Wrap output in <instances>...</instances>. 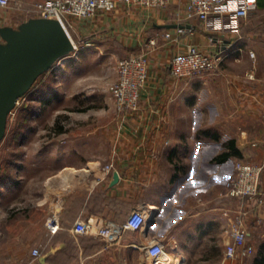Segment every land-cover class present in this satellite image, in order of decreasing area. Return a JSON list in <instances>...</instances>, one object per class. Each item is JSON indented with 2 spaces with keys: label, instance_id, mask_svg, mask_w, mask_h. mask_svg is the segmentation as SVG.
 <instances>
[{
  "label": "crops",
  "instance_id": "crops-1",
  "mask_svg": "<svg viewBox=\"0 0 264 264\" xmlns=\"http://www.w3.org/2000/svg\"><path fill=\"white\" fill-rule=\"evenodd\" d=\"M257 8L264 12V0ZM17 16L4 18L0 27L17 29L24 21ZM251 24V18L242 23L238 36L211 33L180 2L162 10L118 5L72 20L75 50L58 63H64L69 77L90 53H120L125 59L147 51L148 79L138 110L121 115L112 128L108 158L64 164L47 176V218L57 217L58 230L51 233L43 225L40 236L35 223L27 240L0 241V264H120L136 252L144 256L141 247L153 238H160L166 253L179 256L182 264H210L219 250L217 264H233L223 258L227 224L222 211L238 202L224 197V184L235 162L259 165L264 159V73ZM155 36L156 47L148 46ZM188 46L218 54L217 72L173 79L169 61ZM12 192L0 189L1 196ZM245 205L252 209L248 243L253 250L243 264H264V202L252 199ZM137 208L154 222L140 233L126 232L119 246L106 247L72 231L75 222L89 219L123 224ZM38 247L42 255L33 258L31 250Z\"/></svg>",
  "mask_w": 264,
  "mask_h": 264
},
{
  "label": "rangeland",
  "instance_id": "rangeland-1",
  "mask_svg": "<svg viewBox=\"0 0 264 264\" xmlns=\"http://www.w3.org/2000/svg\"><path fill=\"white\" fill-rule=\"evenodd\" d=\"M11 1L10 8H0V22L18 17L19 13L22 19L25 17L18 10L19 2ZM37 2L26 1L21 5L28 8ZM259 12L257 8L251 15L252 24L248 27L255 30L252 39L260 50L264 73V12ZM120 60V53L114 56L105 51L90 53L77 62L70 77L61 63L56 70L39 78L30 92L18 100L0 144V185L4 186L0 189L13 190L9 195L0 194V241H13L15 237L27 240L35 223L40 236L45 235L46 179L53 171L64 164L84 163L89 157L110 156L111 130L121 115L108 89L116 82V63ZM43 87L45 92L37 94ZM218 256L220 250L210 264H217ZM120 264H150V261L136 252L133 260Z\"/></svg>",
  "mask_w": 264,
  "mask_h": 264
},
{
  "label": "built area",
  "instance_id": "built-area-1",
  "mask_svg": "<svg viewBox=\"0 0 264 264\" xmlns=\"http://www.w3.org/2000/svg\"><path fill=\"white\" fill-rule=\"evenodd\" d=\"M11 2L0 0V8H10ZM174 2L183 3L188 16L194 17L206 31L237 36L240 34L242 23L248 21L256 12L258 4V0H44L28 8H23L21 3H18L17 7L24 13L23 23L29 19L57 21L72 41V20L92 18L99 12L108 13L118 5L162 10ZM148 46L156 47V36L149 39ZM249 56L253 58L254 53L249 52ZM219 63L218 54L203 53L196 47L188 46L184 52L171 57L169 74L175 80L185 81L217 72ZM148 65L147 51L117 61V80L108 90L120 115L138 110L140 95L148 79ZM109 168V165L106 166V169ZM262 173L264 159L259 165L237 161L234 163L233 176L224 184V197L238 202L234 209L227 208L222 211L227 224L224 230L227 239L224 261L243 264L252 253L253 248L248 243L247 224L252 210H249L245 203L252 199L264 202V192L260 191ZM152 222L154 218L149 213L137 208L129 213L123 224L89 219L75 222L72 231L76 235L89 236L104 242L106 247H112L120 245L126 232L140 233L147 230ZM45 227L55 233L58 230L57 217H48ZM141 250L150 264H162L168 256L160 238L149 240ZM41 255V248L31 250L33 258H39Z\"/></svg>",
  "mask_w": 264,
  "mask_h": 264
},
{
  "label": "water",
  "instance_id": "water-1",
  "mask_svg": "<svg viewBox=\"0 0 264 264\" xmlns=\"http://www.w3.org/2000/svg\"><path fill=\"white\" fill-rule=\"evenodd\" d=\"M0 144L19 99L75 47L57 21L29 19L17 29L0 27ZM151 224V223H150Z\"/></svg>",
  "mask_w": 264,
  "mask_h": 264
},
{
  "label": "bare ground",
  "instance_id": "bare-ground-1",
  "mask_svg": "<svg viewBox=\"0 0 264 264\" xmlns=\"http://www.w3.org/2000/svg\"><path fill=\"white\" fill-rule=\"evenodd\" d=\"M62 68V67H61ZM61 70V69H60ZM153 209V208H152ZM180 262V258L176 255H168L167 259L165 262H163L162 264H179Z\"/></svg>",
  "mask_w": 264,
  "mask_h": 264
},
{
  "label": "trees",
  "instance_id": "trees-1",
  "mask_svg": "<svg viewBox=\"0 0 264 264\" xmlns=\"http://www.w3.org/2000/svg\"><path fill=\"white\" fill-rule=\"evenodd\" d=\"M41 90H42V91H41ZM44 90H45V88L43 87L42 89H40L41 92H40V91H37V94H39V93H41V94L44 93V92H45ZM225 158H226V155H224L222 158H220V159H218V160H219V161H223Z\"/></svg>",
  "mask_w": 264,
  "mask_h": 264
}]
</instances>
